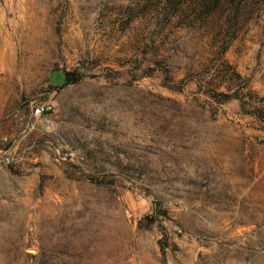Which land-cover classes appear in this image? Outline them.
<instances>
[{
  "label": "rangeland",
  "instance_id": "374dc122",
  "mask_svg": "<svg viewBox=\"0 0 264 264\" xmlns=\"http://www.w3.org/2000/svg\"><path fill=\"white\" fill-rule=\"evenodd\" d=\"M258 1L229 40L161 0H0V264H264V120L210 95L264 96Z\"/></svg>",
  "mask_w": 264,
  "mask_h": 264
},
{
  "label": "trees",
  "instance_id": "16d2710c",
  "mask_svg": "<svg viewBox=\"0 0 264 264\" xmlns=\"http://www.w3.org/2000/svg\"><path fill=\"white\" fill-rule=\"evenodd\" d=\"M163 4L171 5V14L173 16L178 15L180 12L188 13L193 12V16L196 18H202L208 21L220 22L222 17L223 29H229L231 31L229 40L235 37L240 26L245 20L250 18L255 11V3H259L258 0H161ZM229 27V28H228ZM229 46V41H224L220 44V53H223ZM228 67H232L231 63L226 59L223 60ZM231 78H240L241 75L233 67L231 68ZM63 79L60 83H49L55 86L67 84L69 82H76L80 79V74L76 73L72 69H62ZM165 81H169V76H165ZM170 88L176 87L179 89L180 86H172L169 82H166ZM227 90H212L210 93L211 97L217 102H224L229 99L235 98L239 102L241 112L249 114L258 120H264V96L259 95L254 90L242 89L243 85H237L231 87L226 85Z\"/></svg>",
  "mask_w": 264,
  "mask_h": 264
},
{
  "label": "built area",
  "instance_id": "2783aa9c",
  "mask_svg": "<svg viewBox=\"0 0 264 264\" xmlns=\"http://www.w3.org/2000/svg\"><path fill=\"white\" fill-rule=\"evenodd\" d=\"M48 107L47 106H44V104H36L34 107H33V113L38 115V114H42Z\"/></svg>",
  "mask_w": 264,
  "mask_h": 264
}]
</instances>
